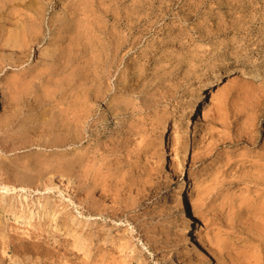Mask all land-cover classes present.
<instances>
[{
    "label": "rangeland",
    "instance_id": "1",
    "mask_svg": "<svg viewBox=\"0 0 264 264\" xmlns=\"http://www.w3.org/2000/svg\"><path fill=\"white\" fill-rule=\"evenodd\" d=\"M13 3L0 186L46 211L26 225L0 207V264H198L169 224L188 175L210 264H264V0ZM32 19L40 42L20 54L6 40Z\"/></svg>",
    "mask_w": 264,
    "mask_h": 264
},
{
    "label": "bare ground",
    "instance_id": "2",
    "mask_svg": "<svg viewBox=\"0 0 264 264\" xmlns=\"http://www.w3.org/2000/svg\"><path fill=\"white\" fill-rule=\"evenodd\" d=\"M13 5H14L13 0H0V13L3 12L5 9L12 8ZM28 21H30V23L27 24V27H22V28L19 27V31L12 34L11 35L12 37H10V39L8 41L6 40V45L10 44V45H12V48H18L17 50L20 49V52H18L20 54L24 53L27 46L30 45V47H31L32 43H34V42L39 43L40 42V38H39L38 34L33 30L34 19L28 20ZM1 38H2V36H0V39ZM253 76H255V78H259V76L256 75V73L253 74ZM226 78H228L227 82H229V81L233 80L235 77H231V75H229V72H228V75ZM218 80H219L218 76L215 75L212 79L207 81V83L205 84V87L210 88L211 85ZM210 93H211V91H210ZM202 96H204V95H203V92L201 91L199 93V95L197 96V98H196V100H195V102L191 108V112H194V109H195L194 107H195V105L196 106L198 105V102L201 100ZM212 96H214V93H212ZM3 109H4V105L2 103V100H0V115L3 111ZM198 122H199V119L196 118L194 120V122L193 121L191 122V124L194 123V126H196L198 124ZM191 132H192L191 128L189 127L186 131V136L188 138H190ZM247 134L250 135L249 133H247ZM249 139H252V138H249ZM191 152H192L191 144L187 143V145L185 147V152H184L185 156L189 157ZM65 169L66 168H64L62 170H65ZM61 173H63V171ZM37 174L43 175L44 173L40 172ZM64 176H65L64 180L66 181L65 182L66 185H65L64 181H63L64 185L61 183V181H59V183H60L59 188L62 192L69 193L70 189L68 188V185H71L73 180H71V177H69L68 174H65V173L61 174L60 177H58L59 180H63L60 178L64 177ZM31 179H32L31 176L26 177L27 181H29ZM192 181H193V178L190 175H188L187 179L184 177L182 184L180 186V197H179V205H178L179 208L178 209L180 212V217H182V219H183L182 225L180 227L178 226V221L175 217H172L170 219L171 221L169 224L170 225L173 224V225L177 226L176 227V229L178 228L177 234L181 238V242L183 243V245L192 246L194 248V251L196 252V255L198 257V264H210V260H209L208 254H207L206 247L204 246V244L201 241L195 239L194 233H193L194 231H193V224L191 223V218H192V211L191 210L194 209L195 203L193 202L194 188H193ZM24 188H25V186H24ZM24 188H20V189L24 190ZM11 190L12 189L8 188L7 186H5L3 184L0 186V207H3L5 212H11L10 210H13V209L19 210L20 215H17V216L14 215V219L16 221L21 220L26 225H32V223L35 222L36 218L38 219V222H40L41 218L44 217V215H45L46 204H39V202L38 203L32 202V205L29 206V203H28V200L26 197H23V198L20 197V199L15 202L13 200L12 201L7 200L6 197L2 196L3 194H8ZM13 193H16L15 188H13ZM9 194H11V193H9ZM15 196L17 198V193ZM187 203L189 204L190 211H189V207H188ZM32 206H35V208L32 209ZM35 209H37V211H35ZM50 212H54V209L51 208V211L49 210L48 213L50 214ZM41 213H43V216H41ZM55 215H56V213H53L51 215V218L53 219L55 217ZM72 223H73V221H72ZM78 226L84 227L86 225L84 223H78ZM175 234H176V232L174 233V235ZM181 252L184 253L185 251L183 250ZM15 264H19V263H15Z\"/></svg>",
    "mask_w": 264,
    "mask_h": 264
}]
</instances>
